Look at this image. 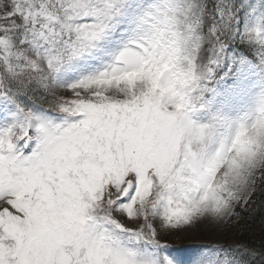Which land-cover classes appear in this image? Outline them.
Masks as SVG:
<instances>
[{
    "label": "snow or ice",
    "instance_id": "snow-or-ice-1",
    "mask_svg": "<svg viewBox=\"0 0 264 264\" xmlns=\"http://www.w3.org/2000/svg\"><path fill=\"white\" fill-rule=\"evenodd\" d=\"M230 17L227 0H0V264H179L161 237L247 208L264 132L241 133L264 98L235 126L189 116Z\"/></svg>",
    "mask_w": 264,
    "mask_h": 264
},
{
    "label": "rangeland",
    "instance_id": "rangeland-1",
    "mask_svg": "<svg viewBox=\"0 0 264 264\" xmlns=\"http://www.w3.org/2000/svg\"><path fill=\"white\" fill-rule=\"evenodd\" d=\"M206 2L211 7L214 0H206ZM227 4L231 9V17L224 44L229 40V32L234 37H242L245 34L248 37L251 34L249 32L250 29H257L261 35H264V18L262 11L258 10L261 0H242L239 4L236 3V0H227ZM241 17L245 18L242 27L240 26ZM204 31H208L207 26L204 28ZM252 42L255 43L253 52L260 60L257 65L251 62L249 57L235 58L231 53L225 57L227 54L225 47L215 56L216 63L208 65L212 71L205 72L200 77L197 81L198 86L192 93L194 107L189 112V116L195 123L219 125L220 122H224L225 124L235 126L237 123L246 122L250 119L258 102L264 98V56L257 55L259 49L264 46L259 45L255 40ZM202 56V62H207L208 57L204 54ZM219 64L226 66L225 76H227V71L234 66L233 80L235 81V88L233 91H230V88L227 91H215L207 98L204 95L206 83L217 71L213 72V68ZM150 86L151 81L145 84V92L150 89ZM226 94L228 98L224 102L219 103L218 98ZM213 105L214 108L212 109ZM218 130L220 129L218 128ZM262 132H264V121L253 123L241 133V140L243 142L241 146H246L247 141L253 140L257 134ZM257 176H259V173H257ZM248 206L245 210L237 207V215L227 222H198L186 230L161 237L162 243L172 240L174 242H188L191 245L197 246L207 245L215 247L230 244L231 247L229 249L233 247L234 249L239 248L244 251L242 259L247 261L250 259L249 249H247L249 244L243 239V225L240 221L242 213L248 210ZM253 245L261 246L264 249V240L260 244ZM253 252L257 251L253 250ZM181 256L182 254H179V257L176 259L179 263H181ZM259 258H262L264 261V257Z\"/></svg>",
    "mask_w": 264,
    "mask_h": 264
},
{
    "label": "trees",
    "instance_id": "trees-1",
    "mask_svg": "<svg viewBox=\"0 0 264 264\" xmlns=\"http://www.w3.org/2000/svg\"><path fill=\"white\" fill-rule=\"evenodd\" d=\"M262 189H264V182L258 180L257 189L252 195L248 210L241 215L243 239L252 246L264 240V191ZM257 247L263 249L261 246ZM258 264L261 263L258 262Z\"/></svg>",
    "mask_w": 264,
    "mask_h": 264
},
{
    "label": "clouds",
    "instance_id": "clouds-1",
    "mask_svg": "<svg viewBox=\"0 0 264 264\" xmlns=\"http://www.w3.org/2000/svg\"><path fill=\"white\" fill-rule=\"evenodd\" d=\"M185 67H187V65H185ZM195 73L202 77L203 74L206 72L205 68L203 67V65H197L196 68L194 69Z\"/></svg>",
    "mask_w": 264,
    "mask_h": 264
}]
</instances>
